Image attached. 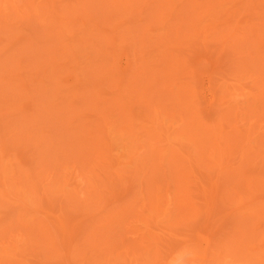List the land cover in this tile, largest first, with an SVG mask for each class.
Instances as JSON below:
<instances>
[{
    "label": "rangeland",
    "instance_id": "1",
    "mask_svg": "<svg viewBox=\"0 0 264 264\" xmlns=\"http://www.w3.org/2000/svg\"><path fill=\"white\" fill-rule=\"evenodd\" d=\"M0 264H264V0H0Z\"/></svg>",
    "mask_w": 264,
    "mask_h": 264
}]
</instances>
